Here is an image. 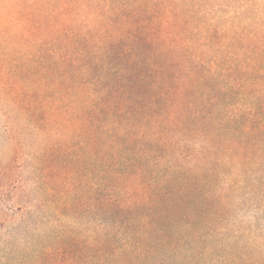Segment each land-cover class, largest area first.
Wrapping results in <instances>:
<instances>
[{
	"label": "trees",
	"instance_id": "1",
	"mask_svg": "<svg viewBox=\"0 0 264 264\" xmlns=\"http://www.w3.org/2000/svg\"><path fill=\"white\" fill-rule=\"evenodd\" d=\"M0 116V264H264V0H12Z\"/></svg>",
	"mask_w": 264,
	"mask_h": 264
},
{
	"label": "rangeland",
	"instance_id": "2",
	"mask_svg": "<svg viewBox=\"0 0 264 264\" xmlns=\"http://www.w3.org/2000/svg\"><path fill=\"white\" fill-rule=\"evenodd\" d=\"M12 5V0H0V17L3 11V8L9 9ZM5 129L3 126V121L0 116V167L6 166L10 161L11 151L13 148L12 141L7 138V134L5 133Z\"/></svg>",
	"mask_w": 264,
	"mask_h": 264
}]
</instances>
